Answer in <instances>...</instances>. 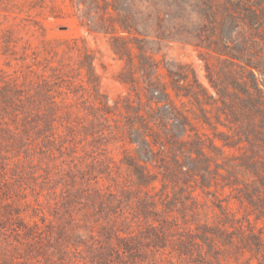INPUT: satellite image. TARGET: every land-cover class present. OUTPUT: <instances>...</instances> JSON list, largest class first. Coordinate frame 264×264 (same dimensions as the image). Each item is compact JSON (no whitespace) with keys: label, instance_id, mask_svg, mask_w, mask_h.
Returning a JSON list of instances; mask_svg holds the SVG:
<instances>
[{"label":"rangeland","instance_id":"rangeland-1","mask_svg":"<svg viewBox=\"0 0 264 264\" xmlns=\"http://www.w3.org/2000/svg\"><path fill=\"white\" fill-rule=\"evenodd\" d=\"M0 264H264V0H0Z\"/></svg>","mask_w":264,"mask_h":264}]
</instances>
